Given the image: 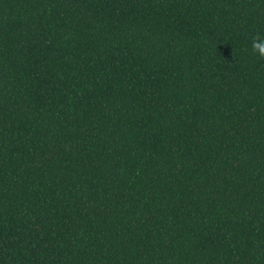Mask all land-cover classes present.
<instances>
[{"label": "trees", "instance_id": "1", "mask_svg": "<svg viewBox=\"0 0 264 264\" xmlns=\"http://www.w3.org/2000/svg\"><path fill=\"white\" fill-rule=\"evenodd\" d=\"M262 48L264 0H0V264H264Z\"/></svg>", "mask_w": 264, "mask_h": 264}, {"label": "clouds", "instance_id": "2", "mask_svg": "<svg viewBox=\"0 0 264 264\" xmlns=\"http://www.w3.org/2000/svg\"><path fill=\"white\" fill-rule=\"evenodd\" d=\"M256 46H259V45H256ZM261 50L264 51V48H262Z\"/></svg>", "mask_w": 264, "mask_h": 264}]
</instances>
